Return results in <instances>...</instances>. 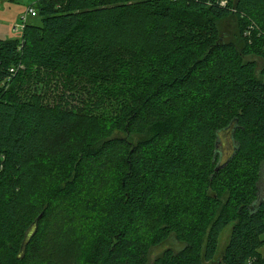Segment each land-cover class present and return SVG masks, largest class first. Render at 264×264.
<instances>
[{
  "label": "trees",
  "instance_id": "1",
  "mask_svg": "<svg viewBox=\"0 0 264 264\" xmlns=\"http://www.w3.org/2000/svg\"><path fill=\"white\" fill-rule=\"evenodd\" d=\"M35 5L21 39L0 37V264L78 256L85 204L99 214L82 262L63 264H149L172 239L183 247L151 264H264V79L247 59L264 61V0ZM108 99L120 105L110 133L67 150L70 129Z\"/></svg>",
  "mask_w": 264,
  "mask_h": 264
},
{
  "label": "rangeland",
  "instance_id": "2",
  "mask_svg": "<svg viewBox=\"0 0 264 264\" xmlns=\"http://www.w3.org/2000/svg\"><path fill=\"white\" fill-rule=\"evenodd\" d=\"M36 0H0V37L4 39H21L22 37V29L14 30V26L16 23L22 24V16L31 6L35 5ZM37 22L36 18L29 17L28 22ZM221 31L226 39H233L237 33V23L234 16L230 17L227 20H221L220 23ZM248 60H256L257 69L256 74L258 77L264 79V75L262 74V68L264 66V61L261 56L258 55H249L247 57ZM21 68H25V65H21ZM36 69H33L31 74H25L26 81L24 84L23 90L25 92L30 93L32 87L34 85V79L37 77ZM22 94H25L22 92ZM120 109V105L116 100L108 99L102 103L101 108L95 111H89L84 119L78 120L76 124L70 129L71 131L65 136L66 142L68 145L66 146L67 150L75 149L82 142H86L91 135H99L103 136L104 134H108L111 129V125L113 124V118H115L116 114ZM113 135L121 134L123 136H128L132 141L137 142L140 138L143 137L142 134L137 132L132 134H127L126 132L114 130L111 132ZM220 148L222 153L223 161L226 160L234 151V143L231 138V132H223L220 135ZM262 176L263 182L261 183V191L262 194L264 192V166L262 168ZM95 203V202H93ZM96 204V203H95ZM99 214V209L94 204H85L81 209L78 210L75 220L72 223V227L75 230L74 235L80 236V249H76L79 251L78 256H74L73 258L68 257V260H63V258L59 261V264H63L64 262H68L70 260L77 259L79 262H82L81 256L83 251L85 250L88 238L86 240H81L82 236H87L86 231L88 226L96 220V217ZM148 224V223H147ZM147 224L139 226V232H146L145 230L151 229V224L147 226ZM67 223L64 225V228L67 227ZM147 226V227H146ZM146 228V229H145ZM143 229V231H142ZM232 229V223H230L222 232L220 236V248L223 249L228 240ZM262 240L264 242V235L262 236ZM173 248L178 251L183 247L182 243L177 242L172 239L167 242L164 247L161 248H153L149 253V264L155 261L156 257L160 255L164 249ZM261 251L264 254V243L261 247ZM65 257V256H64Z\"/></svg>",
  "mask_w": 264,
  "mask_h": 264
},
{
  "label": "built area",
  "instance_id": "3",
  "mask_svg": "<svg viewBox=\"0 0 264 264\" xmlns=\"http://www.w3.org/2000/svg\"><path fill=\"white\" fill-rule=\"evenodd\" d=\"M231 0H219V3L222 6H226L230 3ZM38 14V9L36 8V6H31L28 8V10L24 13V15L22 16V24L16 23V25L14 26V30H20L22 29V32L28 22V18L29 17H35ZM13 70V69H12Z\"/></svg>",
  "mask_w": 264,
  "mask_h": 264
}]
</instances>
